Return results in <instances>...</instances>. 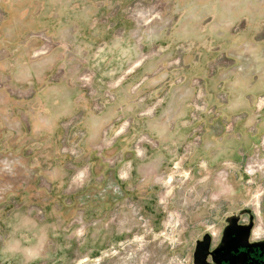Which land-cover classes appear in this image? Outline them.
<instances>
[{
  "label": "rangeland",
  "instance_id": "1",
  "mask_svg": "<svg viewBox=\"0 0 264 264\" xmlns=\"http://www.w3.org/2000/svg\"><path fill=\"white\" fill-rule=\"evenodd\" d=\"M18 49L54 54L74 109L37 159L0 151V264H212L232 221L264 241V0H0V94L25 102Z\"/></svg>",
  "mask_w": 264,
  "mask_h": 264
},
{
  "label": "crops",
  "instance_id": "2",
  "mask_svg": "<svg viewBox=\"0 0 264 264\" xmlns=\"http://www.w3.org/2000/svg\"><path fill=\"white\" fill-rule=\"evenodd\" d=\"M15 55L21 69L24 68L22 79H33L32 86L36 91L34 96L25 102L11 101L8 96L0 94V151L9 150L16 153L20 160L30 156L27 155L28 153H32L37 159V154L42 155L46 151L45 146L52 143L54 133L58 132L59 119L70 114L74 109V89L70 83L65 81L47 84L45 73L54 65V54L38 63H27L26 53L20 49ZM182 93L181 90L175 91L170 102V113L171 115L175 114V118H177L175 121L177 130L174 131V135L176 134L177 137L179 131L185 132L181 119L185 116L187 108ZM231 100L235 109L250 110L251 108V100H247L244 96L238 100L235 98H231ZM160 121L158 127L165 136V124L163 120L160 119ZM15 127L16 137L9 140ZM259 130L264 131V122L261 123ZM49 133L51 137L47 138ZM170 134L171 132L168 131L166 136ZM181 137L182 135L179 133V138Z\"/></svg>",
  "mask_w": 264,
  "mask_h": 264
},
{
  "label": "flooded vegetation",
  "instance_id": "3",
  "mask_svg": "<svg viewBox=\"0 0 264 264\" xmlns=\"http://www.w3.org/2000/svg\"><path fill=\"white\" fill-rule=\"evenodd\" d=\"M248 235L247 225L237 221L222 230L219 244L209 250L212 264H264V241Z\"/></svg>",
  "mask_w": 264,
  "mask_h": 264
},
{
  "label": "water",
  "instance_id": "4",
  "mask_svg": "<svg viewBox=\"0 0 264 264\" xmlns=\"http://www.w3.org/2000/svg\"><path fill=\"white\" fill-rule=\"evenodd\" d=\"M233 223L234 222L232 221L230 225H232ZM230 225H228V227ZM226 229H225V232H226ZM208 252H209V238L207 237V238L203 239L202 241L198 242V244L196 246V250H195V256L197 259H204L205 255Z\"/></svg>",
  "mask_w": 264,
  "mask_h": 264
},
{
  "label": "bare ground",
  "instance_id": "5",
  "mask_svg": "<svg viewBox=\"0 0 264 264\" xmlns=\"http://www.w3.org/2000/svg\"><path fill=\"white\" fill-rule=\"evenodd\" d=\"M47 49H48V47L46 45L45 46H42L40 49H38L35 52V55L34 56H37V55H39L41 53H44V52H47L48 51ZM81 79H82V81H84V79H86V77H82Z\"/></svg>",
  "mask_w": 264,
  "mask_h": 264
}]
</instances>
